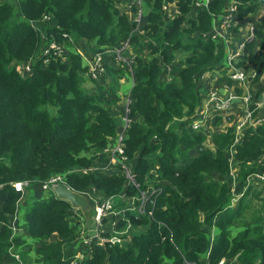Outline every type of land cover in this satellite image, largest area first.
I'll use <instances>...</instances> for the list:
<instances>
[{
  "label": "trees",
  "instance_id": "obj_1",
  "mask_svg": "<svg viewBox=\"0 0 264 264\" xmlns=\"http://www.w3.org/2000/svg\"><path fill=\"white\" fill-rule=\"evenodd\" d=\"M162 1L148 0L153 8L137 35L129 13L118 8L120 0L0 4V264L12 263L11 251L19 252L24 264L75 260L73 207L51 191L30 201L19 222L23 234L10 229L20 195L13 184L27 183L31 190L57 175L65 176L72 191H94L105 200L122 194L126 205L139 192L157 190L142 216L120 209L116 229L124 230L129 221L128 241L109 248L91 243L79 264H218L222 259L264 264V183L246 186L248 176L264 171V122L242 130L238 141L234 127L212 133L211 148L202 146L208 126L191 127L206 94L200 84L205 73L216 74L218 87L232 84L224 71L223 41L211 34L212 16L227 5L234 8L236 28L261 12L255 21L257 52L255 43L249 45L237 66L256 73L253 97L262 93L264 0H210L199 8L196 0H176L180 14L173 19L163 18ZM44 16L49 23L36 28ZM51 41L63 46L61 56L41 53ZM126 41L145 53L132 56L131 72L106 54L99 80L84 77L87 68L74 46L82 43L95 55ZM175 51L184 56L180 65L174 63ZM26 64L31 70L22 77L18 69ZM235 92L241 95L242 89ZM127 99L130 123L122 144L136 187L119 169L112 175L69 174L107 161L104 150L117 139L119 108ZM220 120L216 116L213 125ZM205 227L212 229L211 243ZM102 236L108 238L109 231Z\"/></svg>",
  "mask_w": 264,
  "mask_h": 264
},
{
  "label": "built area",
  "instance_id": "obj_2",
  "mask_svg": "<svg viewBox=\"0 0 264 264\" xmlns=\"http://www.w3.org/2000/svg\"><path fill=\"white\" fill-rule=\"evenodd\" d=\"M3 0H0V4ZM131 3H128V0H120L121 4L125 5L124 10L128 13H131L130 10L132 5H134L135 11L131 13L132 23L136 31H139L143 25V19L145 17V11L142 8L143 0H129ZM210 0H196L194 3L195 8L202 6L207 7ZM176 0H163L161 4V13L165 19H173L180 14L176 6ZM149 4V3H148ZM149 11L153 8V2H150ZM148 13V12H147ZM212 16V15H211ZM235 11L233 6L228 5L226 10L218 16H212V29L211 34L217 39L223 41V46L225 48V66L224 71L226 72L227 79L232 83L222 84L221 88H212L208 90L204 98V104L202 109L198 112L197 117L193 121L191 127L193 130H199L203 127L208 126V122H213L216 116L220 114L225 115L227 121H229V113L227 111L232 108L236 100L240 101L241 112L239 114V120L236 123L235 133L236 141L237 135L244 129L249 127H255L262 122H264V88L258 99H255L251 93V83L256 79V73L253 70L245 71L243 67L237 66L238 60L246 53V49L249 45H252L256 42V27L253 22L240 23V27L236 28L239 24L235 22ZM50 17L44 16L41 20V25L49 23ZM38 24V23H37ZM42 26V27H43ZM40 29V28H39ZM129 41L121 44L118 47L106 51L105 53H97L91 55L83 50L82 43L78 48L75 47V50L84 61L87 68L86 75L91 80H98L105 72L104 69V56L110 54L115 62L122 64L131 68L132 64V55L131 58L128 57L127 52L129 50ZM64 52L63 46L50 42L44 45L41 48V53L44 56L48 57H59ZM48 61V59H46ZM31 66L26 64L19 67L18 72L20 76H26L30 73ZM131 71V70H130ZM206 75V74H205ZM204 75V76H205ZM203 76V77H204ZM236 88L242 89V94L238 95L235 92ZM220 90L224 91V95H221ZM130 104V102H129ZM128 104L125 105V112H127ZM123 131L119 135L116 141L112 145H108L104 150V154L107 157V161L101 164H97L93 167L86 169H75L69 172V174L81 173L87 175L92 172H99L104 175H112L119 169L122 172L124 178L128 184H132L136 187L132 176L130 168L126 165L127 158L124 154L123 149V137L124 133L129 126V120L126 118L124 120ZM264 159V158H263ZM230 163V160H229ZM64 175H57L51 177L47 182L42 183L43 191H51L58 184H67L64 182ZM264 183V171L261 173L253 174L247 177L246 186L261 184ZM23 184H13V188L16 192L19 191V187ZM68 187V186H67ZM69 188V187H68ZM75 192V191H74ZM77 193V192H76ZM157 190L142 191L139 192V195L135 198H132L130 210L135 212L137 216H142L145 211V205L147 203H152L153 197L156 195ZM87 199L88 206L90 205L93 210V217L91 221L93 222L95 228L90 231H95V238L89 237L86 235V238L82 241L85 248L88 247L91 243H95L98 246H113L114 243L122 244L125 237L128 236V233L132 229V225L127 221V225L124 230H117L116 225L119 221V216L122 215L120 210L113 211V204L116 202V199L119 198L120 201L123 200V195L120 194L117 198L102 199L99 194L94 191H88L83 193H77ZM80 210L73 208L71 214V221L77 226L78 229L84 226L83 219L80 215ZM136 219V218H135ZM109 220L112 225V229H107L109 233L118 232L120 237L115 239L103 238L102 233L106 231L103 229V222ZM16 223V219H14ZM11 231L18 229L17 223L16 228H11ZM103 229V230H101ZM79 237V231L77 232ZM19 235V234H14ZM122 237V238H121ZM9 257L12 260L10 264H24L22 258L19 255V252L13 253L11 251ZM84 258V255H76L75 260L72 264H79ZM218 264H224V261H220Z\"/></svg>",
  "mask_w": 264,
  "mask_h": 264
},
{
  "label": "rangeland",
  "instance_id": "obj_3",
  "mask_svg": "<svg viewBox=\"0 0 264 264\" xmlns=\"http://www.w3.org/2000/svg\"><path fill=\"white\" fill-rule=\"evenodd\" d=\"M3 1H5V0H3ZM2 1V2H3ZM128 3H131V1H129L128 0ZM118 8L119 9H123V8H125V5H123V4H121V2H119L118 4ZM228 6V5H227ZM261 7V6H260ZM142 8H143V10L145 11V12H148L149 11V8H150V5L148 4V0H143V3H142ZM227 8V7H226ZM264 7H262L261 8V11H263L264 9H263ZM226 10V9H225ZM261 15V12H259V11H257V13L255 14V16H253V18L250 20V21H247V22H253V23H255V21H256V18L258 17V16H260ZM129 16L131 17V13H129ZM253 20V21H252ZM241 23H246L245 21L244 22H241ZM40 24H41V21H38V24H36L35 26H36V28H41L42 26H40ZM132 32H133V34L134 35H137V34H139L138 33V31H136L135 30V28H133V30H132ZM257 45H258V42H255V45H254V47L252 48V51L253 52H257ZM73 47V46H72ZM129 50H128V52H127V55H128V57H130L131 58V55L132 56H134V54L135 55H139V56H141V57H144L145 56V53L143 52V51H136V49H134V48H132V45H131V47H130V44H129ZM82 48V47H81ZM73 50H75V46L73 47ZM84 50V49H83ZM87 50H88V48H87ZM85 51V50H84ZM89 51V50H88ZM181 56V57H180ZM174 57H177L176 59H175V64H179L180 65V63H178V59H179V57H180V59H183L184 58V56H183V54H181L180 55V53L179 52H177V51H175V53H174ZM144 62V61H143ZM83 65L85 66V63H84V61H83ZM168 70H169V68H168ZM130 71V70H129ZM170 71H171V69H170ZM131 72V71H130ZM205 74H207V73H205ZM214 76H216V74H213ZM84 77L85 78H87L88 76L86 75V73H85V75H84ZM211 77V75L210 74H208L207 76L205 75L204 76V78H202V80H201V82H200V84L202 85V86H204V87H207L208 86V82L210 81L209 80V78ZM99 80V79H98ZM256 81H257V77H256V79H255ZM254 82V81H253ZM86 85H88V84H85V86ZM124 85L127 87V88H129V85H130V81H125L124 82ZM92 87H93V85H92ZM91 87V88H92ZM250 87L252 88L251 89V93H255L256 92V89H255V87H256V85L255 84H252L251 83V85H250ZM94 90V89H93ZM92 90V91H93ZM94 92V91H93ZM128 94L129 93H127V96H128ZM126 104H128V109H127V112H125V105ZM199 109H200V106H199V108H198V110H197V113H196V115H195V117L197 116V114H198V111H199ZM119 110H120V119H121V121H120V124H119V122H118V134H117V137L119 136V135H121V133H122V131H123V125H124V120H126V118L129 120V122H130V118H129V101H128V99L126 100V102L124 101L123 102V104L120 106V108H119ZM263 111H264V109H263ZM115 114L117 115V113H116V111H115ZM233 117H234V119L232 120V121H226L225 119H223V120H220V122H218V124H215V125H211V126H209L208 128H207V130L205 131V134H206V139H205V141L203 142V144H202V146H203V148H211V145H210V143H211V138H210V136H211V134L212 133H222L225 129H226V127H229V128H232V127H234V129L236 128V122H238V120H237V118H238V116H237V114H236V112H234L233 111ZM237 120V121H236ZM116 137V138H117ZM237 139H239V135H237ZM228 157H229V160H230V167H231V175H232V177H233V181L235 182L236 181V177H235V167H234V165H233V148H231V150L229 151V153H228ZM16 184H19V183H16ZM21 184H23L21 187H19V191L17 192V193H19L20 195H19V198H18V200H17V202H16V210H15V216L18 218V220H17V218H16V223H17V227L19 228V226H20V223L22 224L23 223V221H22V219H21V217H22V215L25 213V211L27 210V208H28V206H29V203H30V201L31 200H39V199H41V198H43V197H45L46 196V194L45 193H48V191H43V189H42V184H36V185H34L33 187H32V189L31 190H28V187H29V185L27 184V183H21ZM255 185V184H254ZM254 185H251L250 186V188H254ZM261 186H259V188H260ZM48 195V194H47ZM236 195V194H235ZM237 201L235 200V201H233V202H231L232 203V205H231V203H230V206H234L235 205V203H236ZM124 206H126V207H131V205H126L124 202H122V201H120V199L119 198H117L116 199V202L113 204V211H116V210H120L122 207H124ZM234 208H236V207H234ZM72 212H73V210H72ZM81 213H80V215H81V217H82V219H83V222H84V226L83 227H81L80 229H78V231H79V237L77 236V243L75 244V249H77L78 250V255L79 256H82V252H84L86 249H84L85 248V246H84V244L82 243V241L86 238V235H87V233L90 231V230H93L94 228H95V226H94V224H93V222L91 221V217H93V210H92V208H91V206L89 205V206H87V209L85 210V211H80ZM250 217V214L249 215H247V218H245V220H247L248 218ZM15 219V218H14ZM14 219L11 221V223H10V227L11 228H16V223H14ZM20 222V223H19ZM103 229H105V230H107V229H112V225H111V222L109 221V220H105L104 222H103ZM103 229H101V230H103ZM138 230V229H137ZM208 230H212V229H208L207 227H205L204 228V232H205V234L207 235V238H208V240H209V243H211L212 242V239H213V236H211V234H210V236L208 235ZM214 232V231H213ZM237 232H239V231H237ZM12 233H13V235L16 233V234H19V235H21V234H23V232L22 231H20V229H16L15 231H13L12 230ZM213 234V233H212ZM120 235V233H118V232H110L109 233V239H115V238H117V237H120L119 236ZM122 238V237H121ZM125 241H128L129 239H127L126 237H125ZM114 244H116V243H114ZM113 244V245H114ZM106 246H108V245H106ZM109 248V247H108ZM206 257V256H205ZM205 257H204V259H203V261H205L206 259H205ZM223 261H224V264H225V262H227V260L226 259H222ZM222 260H220V261H222ZM226 264H228V263H226Z\"/></svg>",
  "mask_w": 264,
  "mask_h": 264
},
{
  "label": "water",
  "instance_id": "obj_4",
  "mask_svg": "<svg viewBox=\"0 0 264 264\" xmlns=\"http://www.w3.org/2000/svg\"><path fill=\"white\" fill-rule=\"evenodd\" d=\"M221 94H224L223 90H220ZM55 197L59 200H63L67 202L71 207L77 208L80 211H85L88 206L87 199L76 192L72 191L70 188H68L64 184H58L55 188L52 190ZM95 231H89L87 235L89 237L95 238Z\"/></svg>",
  "mask_w": 264,
  "mask_h": 264
},
{
  "label": "crops",
  "instance_id": "obj_5",
  "mask_svg": "<svg viewBox=\"0 0 264 264\" xmlns=\"http://www.w3.org/2000/svg\"><path fill=\"white\" fill-rule=\"evenodd\" d=\"M122 11H125L124 10V8L123 9H121ZM147 14V12H145V15ZM209 73H207L206 74V76L208 75ZM211 75V77L209 78V82H208V86L206 87L207 88V90H206V93L208 92V90H210V89H212V88H221V87H223V85H220L219 87L218 86H216L215 85V83H214V81H215V79H214V77H213V74H210ZM204 78V77H203ZM206 95V94H205ZM221 95H224V94H221ZM204 98H205V96L203 97V100H202V102H201V104H200V109H199V111L202 109V107H203V104H204ZM233 111L234 112H236V114H237V116H239V114H240V112H241V106H240V101L239 100H236L235 101V104H234V106L232 107V108H230L228 111H227V113H229V116H228V118H229V121H232L233 119H234V117H233ZM264 112V111H263ZM220 117H221V120H223V119H225L226 121H227V119H226V117H225V115H223V114H220L219 115ZM239 118V117H238ZM237 118V120H239ZM236 120V121H237ZM213 123L214 122H208V127L209 126H211V125H213ZM237 123V122H236ZM207 127V128H208Z\"/></svg>",
  "mask_w": 264,
  "mask_h": 264
}]
</instances>
